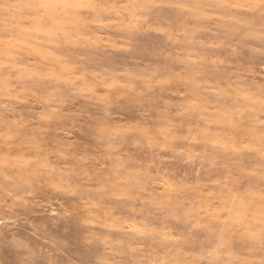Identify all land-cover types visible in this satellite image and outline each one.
<instances>
[{"label":"rangeland","instance_id":"obj_1","mask_svg":"<svg viewBox=\"0 0 264 264\" xmlns=\"http://www.w3.org/2000/svg\"><path fill=\"white\" fill-rule=\"evenodd\" d=\"M0 264H264V0H0Z\"/></svg>","mask_w":264,"mask_h":264},{"label":"clouds","instance_id":"obj_2","mask_svg":"<svg viewBox=\"0 0 264 264\" xmlns=\"http://www.w3.org/2000/svg\"><path fill=\"white\" fill-rule=\"evenodd\" d=\"M48 7H60V8H80V7H87V5H82V4H69V3H53L47 5Z\"/></svg>","mask_w":264,"mask_h":264}]
</instances>
